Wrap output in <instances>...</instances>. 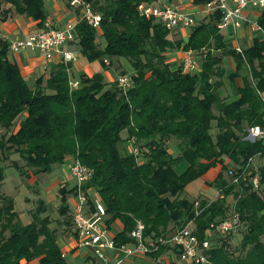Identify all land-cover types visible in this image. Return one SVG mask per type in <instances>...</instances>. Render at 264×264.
I'll return each mask as SVG.
<instances>
[{
    "label": "trees",
    "instance_id": "16d2710c",
    "mask_svg": "<svg viewBox=\"0 0 264 264\" xmlns=\"http://www.w3.org/2000/svg\"><path fill=\"white\" fill-rule=\"evenodd\" d=\"M82 1L99 15V28L75 19L69 45L104 70L126 62L131 87L121 90V71L109 83L98 74H81L78 87L69 90L72 63L61 62L29 87L0 39V163L8 162L0 168V187L3 168L12 167L28 179L72 159L91 172L83 189L94 190L102 203L105 226L119 223L112 236L115 245L132 244L130 234L139 226L141 239L156 246L145 257L155 261L169 252L175 258L169 264H181L173 248L156 242L189 222L201 241L211 226L236 214L238 243L232 244L231 236L209 240L207 261L264 264V163L256 172L259 191L250 189L251 168L248 176L240 177L248 159L264 156V140H243L247 128L264 129V10L256 18L261 34L255 33L250 45L237 52L216 27L221 17L217 10L195 21L182 42L169 36L172 30L139 15L138 5L151 0ZM210 1L191 3L204 6ZM10 14L35 21L40 29L43 0H0V21ZM178 49L201 58L196 73L169 68L167 54ZM225 57L232 63L229 72L222 67ZM223 80L232 91L229 100L220 95ZM170 139L176 142L174 158L168 152ZM128 141L136 156L128 151ZM12 155L22 165L10 160ZM181 162L185 168L176 174ZM215 166L220 168L212 182L215 199L180 197L190 182ZM228 170L239 177L237 184L223 178ZM57 194L58 214L68 220L66 197L75 188L61 187ZM36 203L30 222L21 225L12 199L0 192V264H67L46 207L40 200Z\"/></svg>",
    "mask_w": 264,
    "mask_h": 264
},
{
    "label": "built area",
    "instance_id": "2783aa9c",
    "mask_svg": "<svg viewBox=\"0 0 264 264\" xmlns=\"http://www.w3.org/2000/svg\"><path fill=\"white\" fill-rule=\"evenodd\" d=\"M70 8L79 9L78 18L76 21L83 20L87 26L97 30L99 28L100 17L93 14L89 5L82 0H70L68 2ZM246 9L251 11H263L264 0H212L209 3L201 6L199 11L205 15L217 10L221 13V17L216 24L217 29H228L231 32V37H236V31L247 23L250 32L261 34V30L256 24V19L246 20L243 12ZM140 16L145 19H152L159 23L166 30H173L175 28H190L196 22L190 19L186 14L181 13L177 7L168 6L165 4L155 5L153 3L140 4L137 7ZM73 25L66 28H59L53 26L50 21H44L41 28L35 33L29 35L23 40H8L2 38L7 43L9 54H14L19 51L29 50L38 53L45 62H50L55 56L59 57V62L73 63L75 61V54L68 51H60L63 45L69 44L73 41ZM233 48L240 52V48L234 45ZM194 53L190 50L184 51L180 61L179 67L182 73H196V64L193 61ZM106 64V62H104ZM117 83L121 90H127L131 87V79L129 76L117 78ZM69 90L76 89L78 82L69 79ZM246 135L243 140L254 142L256 140H264V129L257 126L247 128ZM128 144L133 146L132 141ZM127 144V145H128ZM129 148V146H127ZM128 149L134 156L137 155V149ZM67 171L68 175L74 182L75 194L72 197V204L70 210V223L72 232L74 234L73 240L76 247H93L99 250H107L119 254L124 258L142 257L147 253L155 251L156 246L150 241L141 239V227H137L135 231L130 234L134 240L132 244L115 245L112 241V236L109 234V228L105 226V210L97 198L94 190L91 188L83 189V186L91 178V172L80 165L78 162L69 159ZM253 158L248 159L246 166L242 169L240 177L244 179L249 175L250 168L252 169ZM249 180L251 191H259V177L256 172ZM227 176L231 180V184H237L239 177L234 175L232 170L227 171ZM196 205V204H195ZM212 231L208 230L204 233V239L199 241L193 234L192 223L189 222L181 228L172 232L165 240H158L156 245L168 246L173 248L178 254L177 259L181 264H210L207 261L205 252L209 249V240L215 239L216 235L219 237L233 236L239 228V221L236 214H232L222 221L218 222L216 226H211ZM214 232V233H213ZM209 234L212 237H209ZM155 264H160L159 258L154 261Z\"/></svg>",
    "mask_w": 264,
    "mask_h": 264
},
{
    "label": "rangeland",
    "instance_id": "374dc122",
    "mask_svg": "<svg viewBox=\"0 0 264 264\" xmlns=\"http://www.w3.org/2000/svg\"><path fill=\"white\" fill-rule=\"evenodd\" d=\"M44 15L55 24V26L59 28H66L71 25H74L75 17L73 12L67 11V12H60L55 13L54 9L51 8V5L48 4V2L44 1V7H43ZM190 19L193 21H199L196 16H189ZM186 33L188 30L186 29ZM222 36L226 44H229V41L227 40V32L222 31ZM171 33L169 34V36ZM172 36V35H171ZM179 40L178 38H176ZM182 42L185 41L181 40ZM100 47H102L103 42L101 39H98ZM247 46L243 44H239V48L242 50L245 49ZM73 52L76 56L75 61L72 63V65L75 67L76 72L78 73L80 69L82 70L85 66L89 68L90 70V76L94 74H98L102 77L103 81L106 83H109L115 79V77L118 76L119 72L123 71L125 76H129L130 70L126 64V62L121 61L119 63L120 66H113L110 69H102L100 64L98 62H91L88 63L78 52L75 48H72L70 52ZM76 52V53H75ZM182 56V55H179ZM194 63L196 64V69H199L201 64V58L195 56L193 58ZM222 67L226 72H229L232 70V63L228 57H225L223 59ZM78 71V72H77ZM76 77V75H75ZM36 78L30 80V82L27 81L28 86H32L33 82ZM238 83V80L236 81ZM231 89L228 86L227 82L223 80V87L221 88L220 95L222 97H226V99H231ZM120 137L123 139L125 137V133L121 132ZM130 149L134 148L132 145L128 144ZM168 152L171 157L177 156V147L176 142L174 139H170L167 143ZM128 148V147H127ZM128 148V149H129ZM136 148V147H135ZM10 160H15L18 165H22V162L18 159L16 155H12L9 157ZM139 161V160H138ZM264 163V156L262 158H255L253 159L252 164V170L254 172H257V169L261 167ZM8 165V162L0 163V168L2 166ZM185 168L184 163H178L176 164L174 171L176 174L182 173V171ZM55 169H51L48 174L39 175L37 177H29L28 179H24L23 177H19L17 172L12 167H6L2 170V184L0 187V192L11 198L13 202V208L15 213L18 216V221L21 225H26L30 222V210L36 207V202L39 200L38 193L42 192L46 196L44 199V203L47 206L46 209V215L50 219V228H53L56 230L57 236L62 239L71 238L72 236V227L69 222L70 220V213L68 211L69 219L66 220V218H62L58 214V207L60 206V200L57 195L58 191V184L56 183V179L58 178V174L56 176ZM220 172L219 166H215L211 169H209L205 174H203L201 177L193 180L190 182L184 189V191L181 193L180 197L185 198L188 200H197V199H206V200H213L217 197V191L212 185V182L216 175ZM223 178L227 181L229 178L226 173L223 174ZM60 179L62 177L60 176ZM229 181V179H228ZM67 184L71 185L74 184L72 181H66ZM261 190H263L264 193V184L261 186ZM48 196V197H47ZM42 200V199H41ZM40 200V201H41ZM67 202V199H66ZM198 203V201H197ZM196 206V205H195ZM69 210H71V206H68ZM110 234L113 236L116 232L120 230V225L117 222H114L110 224L109 226ZM239 229H237V232L231 237V243L237 244L239 240ZM118 230V231H117ZM214 233V232H213ZM216 238H219V235L215 232ZM209 237L211 238L212 235L209 234ZM73 249L66 251L63 250V253L65 254V261L67 264H111L112 261L110 260V257L108 256L109 253H112L111 251L107 250H99L97 248L93 247H83V248H76V244L72 245ZM86 257L85 260H83V257ZM160 261H162V264H169V258L167 255H162L160 257ZM115 263V262H114ZM33 264V263H31ZM145 264V260L143 263ZM151 264V263H150ZM154 264V263H153Z\"/></svg>",
    "mask_w": 264,
    "mask_h": 264
},
{
    "label": "crops",
    "instance_id": "0c3cea01",
    "mask_svg": "<svg viewBox=\"0 0 264 264\" xmlns=\"http://www.w3.org/2000/svg\"><path fill=\"white\" fill-rule=\"evenodd\" d=\"M44 1L45 0H43V7H44ZM46 1L48 2L49 5H51V8L54 9L55 13H60V12L64 13L67 11H71V12H73L75 18L77 16L76 10L79 13L78 8H70L67 5L70 0H46ZM151 1H152L151 3H153L155 5L165 4L168 6H175L178 8V10L181 13L186 14L188 16H196L198 20H203L207 16L204 13L199 11L201 6H194L191 3V0H151ZM260 12L261 11H251L250 9H246L243 12V15H244L246 20L256 19L257 16L260 14ZM47 20L49 21V19L47 17H45L44 21H47ZM50 23L53 26H55V24L52 22V20H50ZM186 29L188 30V28H175L170 32L172 35V36L170 35V37L174 38V39L178 38L179 40H184L187 36V33H188V32L187 33L185 32ZM38 30H39V26L37 25V22L32 21V20L25 18L23 16L15 15V14H10L7 16V18L4 21H0V39L4 38V39H8V40H23ZM222 31L227 32V35H228L227 40L229 41L228 45L230 47H233L234 45H237L239 47V44L249 46L251 39L255 36L254 32H250L246 22H244V24L236 31V33H235L236 37L234 39L230 35L231 34L230 30H228V29L220 30V32H222ZM72 48H74V47L69 45V44H66L60 48V51L61 52H63V51L70 52V50ZM182 54H183V51H181L180 49H178L176 51H171L167 54V62L169 64L170 69L173 70L179 66V61L181 58V56H179V55H182ZM9 59H10V61H12L16 64L17 68L19 69L20 75L23 77V79L26 82L27 81L30 82V80H32L34 78H38V77L45 78L47 76L49 67L51 65H54V64L59 62L58 56H55L53 58V60L50 62H45L39 54H37L36 52H31L29 50H23V51H19L17 53H14V54H10ZM70 70H71V72H70L71 77L74 80H78V76L81 74H84L86 76H90V70L86 66L82 70L80 69L79 72L77 71L78 73H75L76 70H75V67L73 65H71ZM75 75H76V77H75ZM68 162H69L68 159H65L62 164L55 165L51 168V169H55L54 173H56V176L58 174H60V175H58V178L56 179L57 180L56 183L59 186L58 189L61 187H64L66 190H69V189L74 187V184L69 185L66 183V181H72L73 182V180L68 175V171H67ZM60 176L62 177V179H60ZM37 193H38L39 200L42 199L41 201L43 202L44 206L47 209V206L44 203L45 202L44 199L46 198V196L44 194H42V192L37 191ZM72 197L73 196H71V195H68L66 197V199H67L66 205L67 206H71ZM108 230H109V234H110V229H108ZM56 243H57V246L59 247V249L61 251L63 258L65 259V254L63 253V250H65V252H66V251L73 249V247H72V245H74L73 236H71V238L64 239L63 241H62V239H60L58 237ZM76 248H79V247H76ZM164 255L168 256L170 262L175 260L174 255L172 253L168 252ZM108 256L110 257V260L112 261L111 264H141L144 262V260H145V264H150V263L153 264L154 263V261H151L150 259H148L145 256L133 257V258H124L123 256H121L119 254H115L114 252L109 253ZM85 259H86V257L84 256L83 260H85ZM159 261H160V258H159ZM160 264H162V261H160Z\"/></svg>",
    "mask_w": 264,
    "mask_h": 264
}]
</instances>
